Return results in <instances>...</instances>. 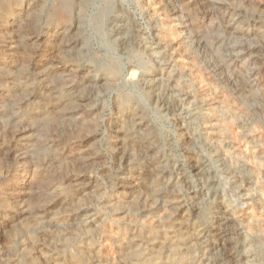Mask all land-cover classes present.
Returning a JSON list of instances; mask_svg holds the SVG:
<instances>
[{
  "label": "rangeland",
  "instance_id": "rangeland-1",
  "mask_svg": "<svg viewBox=\"0 0 264 264\" xmlns=\"http://www.w3.org/2000/svg\"><path fill=\"white\" fill-rule=\"evenodd\" d=\"M0 264H264V0H0Z\"/></svg>",
  "mask_w": 264,
  "mask_h": 264
},
{
  "label": "bare ground",
  "instance_id": "bare-ground-1",
  "mask_svg": "<svg viewBox=\"0 0 264 264\" xmlns=\"http://www.w3.org/2000/svg\"><path fill=\"white\" fill-rule=\"evenodd\" d=\"M168 220H169V219H168ZM171 236H173V235H171ZM174 238H175V237H174ZM174 238H173V239H174ZM171 242H172V241H171ZM174 242H175V240H174ZM162 243H165V242H162ZM175 243H176V242H175ZM166 244H167V243H166ZM176 244H177V243H176ZM177 245H178V244H177ZM176 247H177V246H176ZM177 250H178V248H177Z\"/></svg>",
  "mask_w": 264,
  "mask_h": 264
}]
</instances>
